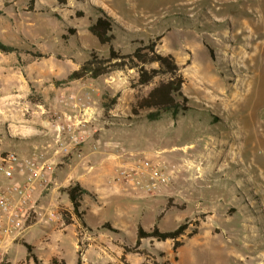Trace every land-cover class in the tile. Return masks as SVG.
<instances>
[{"label":"rangeland","instance_id":"1","mask_svg":"<svg viewBox=\"0 0 264 264\" xmlns=\"http://www.w3.org/2000/svg\"><path fill=\"white\" fill-rule=\"evenodd\" d=\"M99 10L114 20L113 45L122 53L157 40L158 51L174 57L189 110L158 120L147 117L150 110L133 113L138 98L173 78L168 74L148 85L129 67L69 78L92 50H109L88 30ZM0 40L19 49L0 52V158L43 154L56 169L82 167L86 145L116 173L123 163L151 161L171 177L155 194L144 188L99 200L104 205L91 206L87 220L125 231L132 248L139 225L172 231L186 223L179 249L171 240L145 239L125 253L114 240L122 235L102 227L89 230L90 241L80 232L79 251L92 249V258H106L102 264H132L125 255L133 264H264V0H0ZM68 116L86 139L75 150L66 142L69 153L53 149ZM23 180L0 174V195ZM37 216L32 211L27 226ZM11 253L24 258L26 248ZM0 258L9 264L1 247Z\"/></svg>","mask_w":264,"mask_h":264},{"label":"trees","instance_id":"2","mask_svg":"<svg viewBox=\"0 0 264 264\" xmlns=\"http://www.w3.org/2000/svg\"><path fill=\"white\" fill-rule=\"evenodd\" d=\"M59 5H66L69 0H57ZM77 2H83L84 0H75ZM115 22L114 20L102 11H98L94 21L88 27L89 32L94 36L101 46H108L109 50L106 52L107 56H101L96 50L90 52V58L80 67L75 70L71 75V80L82 79L87 76L93 79H98L113 71L121 70L126 67L136 69L139 73V82L141 85H148L151 81L160 73L173 76L166 82H160L155 86L146 96L138 98L136 104L133 107V113L138 114L141 110H150L147 117L151 120H158L163 114L171 113L176 118L181 112L189 110L186 104L188 99L182 92L184 79L178 75V65L174 57L170 54L163 55L158 51L157 40L144 41L141 40L139 45L132 51V53H122V48L117 49L113 43L116 40L115 34ZM71 34L75 33L74 29L69 30ZM19 49L11 44H7L0 40V52L5 54H11L18 52ZM212 51V50H211ZM40 55V54H39ZM158 65V68L147 69L149 65ZM107 95H104V99ZM116 102V98L113 99ZM104 107H108L104 102ZM62 191L68 194V197L72 203V212L64 211L62 213L65 223L71 224L73 217H75L83 226L87 227L84 220V213L81 211V201L85 195L89 192L82 188L79 183L72 184L66 188H62ZM162 214L158 217L160 220ZM104 228H108L116 233L119 230L112 228L109 223H106ZM188 226L186 223L181 224L175 230L161 231L157 226L152 230L146 231L142 226H139L137 233V241L134 247L125 246V253L133 252L141 246V243L145 239H154L159 242H165L171 240L174 242V250L179 249L183 243L181 237L187 231ZM23 245L28 251V258L33 259L36 264H40L37 257L33 254V246L23 242ZM82 251L78 252L77 264H82ZM52 264H60L57 259H53ZM62 264H65L63 262ZM162 264H170L169 262H163Z\"/></svg>","mask_w":264,"mask_h":264},{"label":"crops","instance_id":"3","mask_svg":"<svg viewBox=\"0 0 264 264\" xmlns=\"http://www.w3.org/2000/svg\"><path fill=\"white\" fill-rule=\"evenodd\" d=\"M110 8L112 9L111 6ZM115 10L117 11V9L114 8L113 11ZM57 147L59 146L55 144L53 149H59ZM83 151L89 158V162L91 159H97V155L91 151L89 146L85 145L83 147ZM89 162L86 161L83 163L82 167H78L76 165L73 168H65L64 166L60 169H55V174L52 175L51 182L47 186L48 188L42 184L41 180L37 179L36 192L33 196L34 203L29 204V207H32V210L38 215L36 217V221L27 226L20 237L15 239L10 237L4 238L0 244V247L3 248V250L5 249V252L9 256V264H36L33 259L28 258L27 249L24 258H13L11 251L14 248H26L23 245V242L33 246V254L37 257L40 264H52L53 259H57L58 262L64 261L65 264H77L79 252V234L82 232L80 230H99L106 224L103 223L100 226H93L91 223H89L87 220L88 209L93 205L96 207L103 206L104 204H100L98 202L99 200H107L119 195L122 196L126 191H131L133 193L135 192L132 186H127L120 181H115L117 173L115 172L113 163L106 162L104 160H96L94 164L90 165ZM62 172H65V174L67 172L66 178H64L65 174H61ZM20 179H22V177H20ZM108 181L111 185L108 184ZM72 182L73 184L79 183L82 188L86 189L90 193L94 191L97 195L94 201H91L88 195H85L81 201V211L84 213L83 217L87 224L86 228H83V226H81L80 222L75 217L72 219L73 222L67 225L62 216L64 211L72 212L73 210V206L68 194L62 191V188L72 185ZM137 192L138 191L135 193ZM11 198L14 202H19L17 195L13 194L11 195ZM111 226L112 228L119 230L118 234L122 235V238L114 239L112 237V239H114L119 245H128V243L125 241L126 237H128L126 232L114 227L113 225ZM28 237H30L34 243H29L30 241L27 240ZM136 241L137 234L136 238L131 239L132 243H136ZM68 251H72L75 255V258H66ZM122 255L124 256V254ZM92 256V249H86L82 253V264H102L103 260L106 259L92 258ZM188 259L193 260L194 258ZM125 260L128 263H134L131 261L129 255H125ZM1 261L2 258H0V262Z\"/></svg>","mask_w":264,"mask_h":264},{"label":"built area","instance_id":"4","mask_svg":"<svg viewBox=\"0 0 264 264\" xmlns=\"http://www.w3.org/2000/svg\"><path fill=\"white\" fill-rule=\"evenodd\" d=\"M79 126V125H78ZM77 119L68 116L65 123L57 128L59 132L57 145L63 151H68L66 142H70L71 149H77L86 139L84 135L78 134ZM67 140V141H66ZM81 154L79 153V156ZM43 154L34 160L32 157L21 158L15 152H8L0 158V174L13 179L15 175L24 176L22 183L14 184L13 188L6 195H0V244L4 238H18L27 227L32 207L33 196L36 189L37 179L47 187L55 172L54 163L44 161ZM171 177L162 172L157 164L151 161H140L137 163H124L117 172L115 181L124 185L132 186L135 191L147 190L150 194L159 191L160 185L169 183ZM145 188V189H144ZM17 195L19 202H14L11 195ZM84 241H90L91 232L82 229Z\"/></svg>","mask_w":264,"mask_h":264},{"label":"bare ground","instance_id":"5","mask_svg":"<svg viewBox=\"0 0 264 264\" xmlns=\"http://www.w3.org/2000/svg\"><path fill=\"white\" fill-rule=\"evenodd\" d=\"M230 151V150H229ZM232 152H231V154H233L234 155V149L232 148V150H231ZM230 153V152H229ZM235 156H236V154H235ZM234 156V157H235ZM233 159V158H232ZM235 159V158H234Z\"/></svg>","mask_w":264,"mask_h":264}]
</instances>
